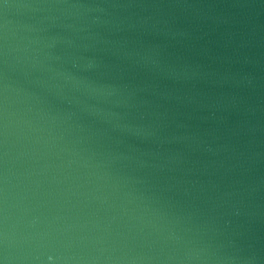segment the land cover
<instances>
[{
    "label": "water",
    "instance_id": "95a60500",
    "mask_svg": "<svg viewBox=\"0 0 264 264\" xmlns=\"http://www.w3.org/2000/svg\"><path fill=\"white\" fill-rule=\"evenodd\" d=\"M0 264H264V0H0Z\"/></svg>",
    "mask_w": 264,
    "mask_h": 264
}]
</instances>
